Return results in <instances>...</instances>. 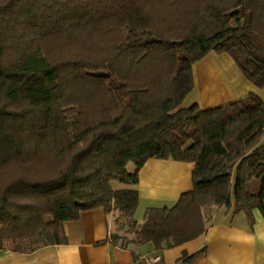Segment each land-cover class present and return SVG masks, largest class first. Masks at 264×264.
I'll use <instances>...</instances> for the list:
<instances>
[{
    "label": "trees",
    "instance_id": "16d2710c",
    "mask_svg": "<svg viewBox=\"0 0 264 264\" xmlns=\"http://www.w3.org/2000/svg\"><path fill=\"white\" fill-rule=\"evenodd\" d=\"M212 52L264 88V0H0V250L65 243L98 207L127 220L124 248L195 240L213 206L264 217V101L183 106ZM151 158L194 163L193 189L140 223L114 182Z\"/></svg>",
    "mask_w": 264,
    "mask_h": 264
},
{
    "label": "crops",
    "instance_id": "0c3cea01",
    "mask_svg": "<svg viewBox=\"0 0 264 264\" xmlns=\"http://www.w3.org/2000/svg\"><path fill=\"white\" fill-rule=\"evenodd\" d=\"M195 88L183 102L209 109L236 102L250 93L264 101V88L251 83L226 52H212L194 65ZM194 163L151 158L139 172V207L136 219L142 223L149 207L173 206L183 193L193 189ZM122 188L121 183L114 186ZM127 186V185H125ZM207 231L180 246L156 249L152 244L121 247L108 240L112 234L132 237L125 218L103 207L81 212L66 221L65 243L49 245L31 253L0 250V264H135L143 256H159L161 264H264V217L255 210L254 226L244 212L217 207ZM140 216V218H139ZM142 217V219H141ZM207 220V219H206ZM199 253L191 262L184 256Z\"/></svg>",
    "mask_w": 264,
    "mask_h": 264
},
{
    "label": "built area",
    "instance_id": "2783aa9c",
    "mask_svg": "<svg viewBox=\"0 0 264 264\" xmlns=\"http://www.w3.org/2000/svg\"><path fill=\"white\" fill-rule=\"evenodd\" d=\"M135 264H161V257L143 255Z\"/></svg>",
    "mask_w": 264,
    "mask_h": 264
},
{
    "label": "rangeland",
    "instance_id": "374dc122",
    "mask_svg": "<svg viewBox=\"0 0 264 264\" xmlns=\"http://www.w3.org/2000/svg\"><path fill=\"white\" fill-rule=\"evenodd\" d=\"M130 167V169H133V167H134V165L133 164H130L129 165ZM120 184V183H119ZM115 187H117V185L115 186ZM121 187L122 188H126V187H128V186H125L124 184H122L121 185ZM218 208L216 207V206H213V207H211V208H205V218L207 219L206 220V224H208L209 222H211L212 220H213V212L212 211H215V210H217ZM139 218H140V216H139ZM141 219H142V217H141Z\"/></svg>",
    "mask_w": 264,
    "mask_h": 264
}]
</instances>
